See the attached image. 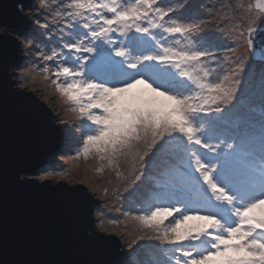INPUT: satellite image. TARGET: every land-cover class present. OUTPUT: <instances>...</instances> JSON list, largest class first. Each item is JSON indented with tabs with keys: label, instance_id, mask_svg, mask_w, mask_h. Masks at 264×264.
Here are the masks:
<instances>
[{
	"label": "snow or ice",
	"instance_id": "snow-or-ice-1",
	"mask_svg": "<svg viewBox=\"0 0 264 264\" xmlns=\"http://www.w3.org/2000/svg\"><path fill=\"white\" fill-rule=\"evenodd\" d=\"M39 8L51 22L36 24L57 37L55 47L40 39L48 51L36 48L55 64L42 69L43 80L84 137L75 158L106 160L133 204L152 188L138 214L124 213L137 233L127 247L157 241L150 247L164 256L141 264H264V112L257 153L242 116L235 130L225 127L239 110L248 65L213 35L225 34L219 21L227 20V35L255 56L264 0L218 8L192 0H40ZM181 9L184 18L175 15ZM98 230L109 231L104 219Z\"/></svg>",
	"mask_w": 264,
	"mask_h": 264
},
{
	"label": "water",
	"instance_id": "water-1",
	"mask_svg": "<svg viewBox=\"0 0 264 264\" xmlns=\"http://www.w3.org/2000/svg\"><path fill=\"white\" fill-rule=\"evenodd\" d=\"M29 3L0 0V264H128L121 236L98 230L81 182L34 177L67 152L64 112L18 87L25 56L15 35L32 29ZM253 51L262 61L264 50Z\"/></svg>",
	"mask_w": 264,
	"mask_h": 264
},
{
	"label": "rangeland",
	"instance_id": "rangeland-1",
	"mask_svg": "<svg viewBox=\"0 0 264 264\" xmlns=\"http://www.w3.org/2000/svg\"><path fill=\"white\" fill-rule=\"evenodd\" d=\"M203 1V4H206L208 6H213L217 4V8L221 3L228 6L235 5L240 2V0H201V2ZM253 1L254 0H243V3L246 6L248 3H252ZM171 2L176 3L177 0H171ZM39 3L40 0H33V3H29V5L27 4L32 29L15 35L21 47V50L25 56V61L18 87L36 88L38 91H40L41 93H43L54 101L58 111L64 112L67 154H61V166L37 172L34 177L36 179L81 182L94 195V200L97 202V205L95 207L97 225L99 220L104 219L109 229L108 233L121 236L128 264H140L139 259H141L142 255L144 258H148L146 257V255L152 257L153 255L158 256L159 253L156 254L155 252L158 251L156 249L154 250V248H149L147 251L145 245H140L143 243V241L139 242V246L136 248L135 251H132L127 247V243L135 235H133L134 232L132 231L133 226L130 225V222L126 221L124 213H131L135 215L133 210L140 208L139 203H132V205H130L131 207L129 208V210L126 209L124 211V208L123 206H121L120 202L121 198L117 199L116 195H114V191L116 188H119L120 193H122L121 196H123V193L126 192V182L124 180H118L116 178L115 170L113 168L108 167V162L106 160H100L95 154L91 155L88 159H85L83 157H80L79 159L75 158L76 152L82 146V140L84 137L81 135V131H78L80 130V128L78 127V124L74 122V117L72 113L66 110L68 106L64 105L63 102L58 99V96L54 91V86L49 87V82L43 80L42 69L45 66H48L50 71H54L55 64H53L52 62L43 61L39 53L36 51V48H39L42 52L48 51V48H45L44 45L40 44V39L49 42V47H55V44L51 42L54 41L57 37L56 35H49L43 27H40V25L36 24L37 19L40 20L41 24L45 21L46 18L48 19L49 23L51 22V18L47 16V11L39 8ZM236 11L240 12L243 10L236 9ZM203 13L204 10H201L200 15L202 17H205ZM222 15L223 12H221V16ZM217 22V20L209 21L210 25L212 26H215ZM219 23L223 27V31L225 34L221 35L220 32H214L213 35H215L219 41L226 43L230 47H243L245 51H242L241 54L240 52H235V57H237L238 60H240L241 57L247 59V56L251 58V56L248 54L249 52L245 44L242 41H235L232 36L227 35L228 28L230 27L229 22L227 20H222L219 21ZM258 23L260 24V27L258 29H261L262 32H258L257 30V33L254 37V42L260 43V45H254V48L259 49V51H263L264 22L258 21ZM33 24L35 25V27H33ZM34 31L43 32L45 34L43 37L37 35L34 38L33 35H31V33H33ZM22 34L28 35L27 41L23 39ZM33 44H35V47H33ZM238 51H240V49H238ZM229 55L232 54L229 53ZM257 62L262 64L264 68V63L262 61L258 60ZM248 63L251 64L250 61ZM251 78L253 79V76H251V71H248V69L246 68V71L243 75L241 88L247 85V82ZM242 91H244V93L241 94ZM241 92L238 94L241 102L244 99L248 100L250 103L252 101L258 102L260 99L259 93L249 88L248 86H246L244 90H241ZM84 131L87 132V129H84ZM70 134L76 139L69 140V137H71ZM99 169L103 170L98 171ZM119 170L124 173L125 176L128 175V165L123 161L120 162ZM87 177L91 178L88 179L90 181L86 179ZM105 190H107V195H105ZM117 209H119V211ZM110 219H117L118 221L121 219L122 222L118 223V226L112 225L109 223ZM126 227L127 232H125L124 235H121L120 233L124 232ZM128 233H131V235H129ZM155 243L158 242L156 241ZM140 246L144 248V250L146 251V255L144 254L145 252L140 250ZM152 259H155V257H152L147 261H151Z\"/></svg>",
	"mask_w": 264,
	"mask_h": 264
},
{
	"label": "trees",
	"instance_id": "trees-1",
	"mask_svg": "<svg viewBox=\"0 0 264 264\" xmlns=\"http://www.w3.org/2000/svg\"><path fill=\"white\" fill-rule=\"evenodd\" d=\"M193 1H198V0H192V2ZM33 27H35V25L33 24ZM236 49V53H238V52H240V54L242 53V51H245V49L242 47V48H235ZM238 49H240V51H238ZM249 54V53H248ZM250 55V54H249ZM251 56V55H250ZM236 59H238L237 57H235ZM243 60H245L247 63L250 61L251 62V64H247L248 65V67H247V69H248V71H251V76H253V79L251 78V79H249V81L247 82V85L246 86H248L249 88H251V89H253V90H255V91H257L258 93H264V87H262V82H261V70L262 69H264L263 68V66H262V64H260V63H258V62H255L253 59H251L250 57H248V59H245V58H243V57H241ZM245 89V87L244 88H241V90H244ZM242 93H244V91H242L241 92V94ZM53 97V96H52ZM55 97V96H54ZM69 122V121H68ZM78 131H80V130H78ZM70 136L71 137H69V140H75L76 138L74 137V136H72L71 134H70ZM140 147L141 148H143V144H141L140 145ZM149 183H151V182H149ZM151 192H152V188L151 187H147L146 189H144V193H143V195L141 196V197H139V199H138V203H139V206L141 207V205H142V202H143V200L144 199H146L147 198V196H149L150 194H151ZM127 192H125V193H123V196H120V198H121V200L122 201H120L121 202V206H123V208H124V211L126 210L125 209V207H124V202H123V200L124 201H126L127 199H126V197H127ZM132 205V204H131ZM131 207V206H130ZM130 207H128V208H130ZM128 208H127V210H128ZM139 210H140V208H137V209H134L133 210V212L135 213V214H138V212H139ZM120 222H122V220L120 219L119 220V223ZM129 222V221H128ZM130 225H131V223H130ZM117 226H118V224H117ZM129 226V225H128ZM132 226V225H131ZM133 228V227H132ZM137 233H133V235H136ZM156 241H150V240H143V243L142 244H140V245H145V248L147 249V247L151 244V246L152 245H158V243H155ZM149 248H153V247H149ZM148 248V249H149ZM140 250L141 251H143V252H145L144 254L146 255V251L144 250V248H142V246H140ZM154 250H155V248H154ZM151 252H154V251H151ZM156 254H158V253H160V252H155ZM146 257H148V258H144L143 257V255L141 256V259H139L140 260V264H141V261H147L148 259H151L152 257H155V255H153L152 257H149V255H146ZM145 259V260H144ZM150 261V260H149ZM151 261H156V260H154V259H152ZM139 263V262H138Z\"/></svg>",
	"mask_w": 264,
	"mask_h": 264
},
{
	"label": "bare ground",
	"instance_id": "bare-ground-1",
	"mask_svg": "<svg viewBox=\"0 0 264 264\" xmlns=\"http://www.w3.org/2000/svg\"><path fill=\"white\" fill-rule=\"evenodd\" d=\"M216 5H217V4H216ZM216 5H215V6H216ZM247 59H248V56H247ZM90 177H91V176H90ZM86 179L88 180V179H91V178L87 177ZM88 181H90V180H88ZM120 201H122V200H120ZM123 202H124V207H125V209H127L128 207H130V205L132 204L131 202H129L128 199H127L126 201L123 200ZM150 246H151V244L147 247V251H148V248H149Z\"/></svg>",
	"mask_w": 264,
	"mask_h": 264
},
{
	"label": "clouds",
	"instance_id": "clouds-1",
	"mask_svg": "<svg viewBox=\"0 0 264 264\" xmlns=\"http://www.w3.org/2000/svg\"><path fill=\"white\" fill-rule=\"evenodd\" d=\"M68 144V143H67Z\"/></svg>",
	"mask_w": 264,
	"mask_h": 264
}]
</instances>
